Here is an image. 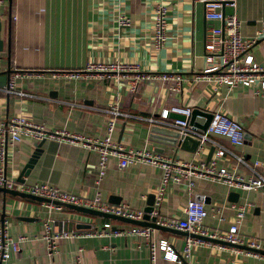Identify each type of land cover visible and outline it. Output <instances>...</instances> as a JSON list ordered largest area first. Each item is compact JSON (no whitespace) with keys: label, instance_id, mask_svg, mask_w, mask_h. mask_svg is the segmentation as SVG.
<instances>
[{"label":"crops","instance_id":"1","mask_svg":"<svg viewBox=\"0 0 264 264\" xmlns=\"http://www.w3.org/2000/svg\"><path fill=\"white\" fill-rule=\"evenodd\" d=\"M159 5L167 11L166 38L161 44L154 39L155 11ZM223 9L236 14L242 35L256 37L264 29V0H236L235 8L225 5ZM204 11L203 3L195 0H12L11 4L8 0L0 1V71L7 67L10 28L14 87L27 93H8L0 87V143L3 137L2 164L6 174L26 183L47 182L89 199L100 193L102 201L109 204L110 198L116 196L121 200L119 204L127 203L134 210L144 211L151 193L158 199L162 175L159 166L136 160L120 167L119 158L112 156L98 180L96 148L67 138L36 142L24 137L12 143L6 132L5 119L23 115L54 131L101 138L110 116L105 109L117 102L126 114L116 118L112 139L122 146L124 154L129 149L147 148L201 166L210 162L216 142L229 151L219 160L220 166L243 177L255 175L251 166L237 160L233 155L236 154L249 165L259 161L254 169L264 175V98L243 85L215 87L194 77L205 66L207 33L212 26L221 25V21L207 19ZM123 16L129 18V24L120 22ZM250 52L264 66V36L258 37ZM108 60L136 62L147 72L180 73L181 88L172 91L171 81L155 78L142 81L132 92L131 72L86 71L78 78L66 76L65 71L84 69L88 62ZM182 105L208 112L221 109L243 124L245 142L234 145L226 136L209 133L207 141L200 142L191 136L179 144H166L161 134L152 131L154 124L146 117L166 116L173 107ZM38 145L40 152L34 165L28 174L20 176ZM193 181L191 187L174 182L166 187L159 206V223L183 219L187 202L197 198L204 200L208 211L203 227L223 232L235 221L237 206L249 203L239 233L257 240L260 250H264V187L245 190L207 177H194ZM233 191L239 193L237 202L230 200ZM3 200L0 192V214L4 208L10 236H28L7 264H72L79 248L83 249V264H177L165 259L158 249L153 261L150 245L135 235L63 239L58 252L49 256L42 239L43 223L48 217L54 221L56 231L101 229L104 223L115 229L133 225L66 207L49 210L46 202L9 193L5 204ZM26 217L30 219H23ZM88 224L90 228L78 227ZM187 236V232L179 230H155L153 241L167 240L176 252H181ZM181 264H264V259L238 253L233 246L206 241L195 246L192 257Z\"/></svg>","mask_w":264,"mask_h":264},{"label":"built area","instance_id":"2","mask_svg":"<svg viewBox=\"0 0 264 264\" xmlns=\"http://www.w3.org/2000/svg\"><path fill=\"white\" fill-rule=\"evenodd\" d=\"M3 1V0H0ZM203 3L204 15L207 19L221 21V25L212 26L207 33L204 42V68L195 74L196 79H205L215 87L222 84L232 88L236 85H243L251 88L254 93L264 98V66L258 63L250 48L256 43L258 37L264 36V29L258 31V36L248 37L240 32V20L233 13H225L224 6L229 5L236 7V0H195ZM167 11L166 7L159 5L155 11L154 39L156 43L161 44L166 38ZM122 24H129V18L123 16L120 20ZM97 71L100 73H124L131 72L129 89L135 92L139 84L144 80L158 79L162 81H171L170 89L179 90L182 83V75L176 72L153 73L142 71L136 62H126L122 60H108L99 62H88L84 69L65 71L69 78H78L83 72ZM9 84L3 89L7 92H14L19 95H27L26 92L15 89L13 72ZM193 108L190 106L173 107L171 111L181 113L183 118L168 119L165 115L162 117H146L147 121L153 123H161L169 125L177 129L182 135L195 136L200 142L210 140L209 133L220 134L229 138L232 144L242 145L246 139V131L243 124L236 118L225 114L221 109L212 110V117L205 130H199L195 126L189 124V117ZM110 114L107 120L106 133L101 138H91L80 134H69L65 131H54L48 129L42 123H38L23 115H14L7 119L6 132L8 139L13 143L27 137L36 142H40L46 138H67L72 142H82L87 147L96 148L99 153L97 162L98 180L103 177L106 172L108 160L112 156L119 158V166L126 167L129 163L139 160L153 165H157L162 169L161 182L158 187L156 206H160L165 195L166 187L171 183H183L189 187L194 184V177H207L228 184L230 187L240 189H252L264 187V175L258 173L254 167L260 164L255 160L249 165L242 156L233 154L238 161L251 166L255 175L243 177L229 171L227 167L220 166L219 160H222L226 152H229L223 145L214 143L216 149L209 163L196 165L192 162L181 161L163 153L150 150L147 148L129 149L125 154L122 153V146L112 139V133L115 127L116 118L119 115H125L119 108L117 102L112 103L109 108L105 109ZM2 134L5 132L1 129ZM5 155V142L2 137L0 143V186L16 189L21 192L31 193L38 197L58 202L60 204L45 203V206L51 210H62L61 204H70L80 207H86L101 211L103 213L124 217L127 219L142 221L144 211H137L130 207L127 203L118 205L109 204L102 201L100 193L89 199L85 196L76 195V193L63 190L56 185L47 182L26 183L18 181L6 174L2 160ZM97 180V181H98ZM249 203L239 205L235 209V221L229 225L225 231H210L203 227V221L208 215L206 204L202 199L189 200L185 207V217L183 219H171L162 222L169 228L182 232H187L185 244L181 252H176L167 240H160L158 243L153 241L155 229L143 226L133 225L130 228L115 229L110 223H104L103 228L86 231H56L53 229V220L48 217L43 223L42 239L46 242L47 253L53 256L58 252V244L60 240L69 238L92 237V236H129L135 235L143 238L151 248V258L154 261L156 257V249L164 253V258L181 264L182 260L191 258L195 246L205 243L207 240L191 237L192 234L208 237L210 239H218L233 246H246L249 249H240L234 247L238 253L248 256L264 259V255L257 253L255 250L261 249L259 242L253 238H247L239 233V226L244 218ZM161 224V223H160ZM28 240V236L19 235L13 239L8 232L7 220H0V264H7L12 255L20 251V244ZM211 242V241H209ZM221 246V245H219ZM83 249L79 248L78 253L74 256L72 264H83Z\"/></svg>","mask_w":264,"mask_h":264},{"label":"water","instance_id":"3","mask_svg":"<svg viewBox=\"0 0 264 264\" xmlns=\"http://www.w3.org/2000/svg\"><path fill=\"white\" fill-rule=\"evenodd\" d=\"M8 1H9V4L12 3V0H8ZM0 29H1V22H0ZM10 32H11V30L9 28V33H8L9 35H8V39H7V55H6L7 67L4 70L0 71V87L1 88L8 86L10 78H11V74H12V72L15 71L14 69H12L11 63H10V58H11V44H10L11 43V33ZM2 50H3V40L0 37V51H2ZM198 115H202L204 118H199ZM166 117H168L170 119H175V118H183L184 115L181 113L170 111V113L168 115H166ZM211 117H212L211 111L208 112V111H204L200 108H193L192 113L189 117V124L195 126L199 130H205L209 124ZM5 124H7V119H5ZM152 124H154V127H155L154 129L152 127V131L161 134V136L165 140L164 142H166V144H168V145L179 144V143L191 138L190 135H182L177 129H175L169 125L161 124V123H157V122H153ZM193 137H195V136H193ZM39 147H40V145H38L37 148L33 151L28 162L24 165V167L20 173V176L24 173L25 174L29 173L30 168H32V166L34 165L36 158L40 152ZM157 150L162 151V149H157ZM212 152H213V148L211 149L209 156L212 155ZM20 178L21 177H19V179ZM0 192H2V195L4 196V200H3L4 204H5V196L7 195V193H9V195H11V196H15V197H19V198H27V199H31V200H35V201H39V202H47V203L51 202L48 199L38 197L35 195H31V193L21 192V191L16 190V189L7 188L5 186H0ZM238 197H239L238 192L233 191L230 193V200L231 201L237 202ZM120 201H121L120 198H117L116 196L111 197L109 200V202L112 204H119ZM51 203L60 204L58 202H51ZM61 205L63 207L70 209V210H74L78 213H82V214H86V215H90V216H100V217H104V218H108V219L119 220V221L130 223L132 225L149 227V228H152L155 230L170 231V232L177 231L176 229L169 228V227L162 225L158 222L159 206H156V196L154 195V193H151V195L148 196V200L146 202V207L144 208L145 216H144L142 221H135V220L127 219L124 217L115 216V215L108 214V213H103L101 211L91 209V208H86V207H80V206H75V205H70V204H61ZM4 217H5V213H4V208H3V210L0 214V220H4ZM23 219H30V218L26 217ZM78 227L79 228L80 227L81 228H90L91 225H89V224L88 225H81V226L79 225ZM191 237L200 238V239L211 241V242H216V243H220V244L233 246L232 244H228V243L221 241V240H218V239H210L208 237H202V236H198L195 234H192ZM233 247H238L240 249H249L246 246H233ZM255 251L259 254L264 255V250L258 249Z\"/></svg>","mask_w":264,"mask_h":264}]
</instances>
